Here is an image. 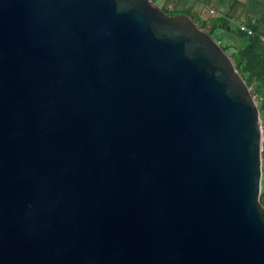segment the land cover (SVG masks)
Listing matches in <instances>:
<instances>
[{"label":"water","instance_id":"obj_1","mask_svg":"<svg viewBox=\"0 0 264 264\" xmlns=\"http://www.w3.org/2000/svg\"><path fill=\"white\" fill-rule=\"evenodd\" d=\"M263 130L186 15L0 0V264H264Z\"/></svg>","mask_w":264,"mask_h":264},{"label":"rangeland","instance_id":"obj_2","mask_svg":"<svg viewBox=\"0 0 264 264\" xmlns=\"http://www.w3.org/2000/svg\"><path fill=\"white\" fill-rule=\"evenodd\" d=\"M160 9L168 15H186L194 22L196 18H200L201 22L208 23L204 31L207 32L215 41L221 43V48L224 46L228 56L232 54L231 50L227 47L224 40L223 33L227 34L222 24H227L230 28V22L225 18L233 14V16H251L262 14L264 12V0H156L155 2ZM209 9H214L216 15L210 17L207 12ZM221 19L222 22L213 23V20ZM197 22V23H201ZM234 25V24H233ZM232 31L235 28L231 26ZM234 32V31H233ZM234 37L232 33L228 34ZM232 59V58H231ZM260 117V116H259ZM260 121L262 118L260 117ZM264 138V130H263ZM259 203L264 207V147L261 151V184Z\"/></svg>","mask_w":264,"mask_h":264},{"label":"crops","instance_id":"obj_3","mask_svg":"<svg viewBox=\"0 0 264 264\" xmlns=\"http://www.w3.org/2000/svg\"><path fill=\"white\" fill-rule=\"evenodd\" d=\"M225 18L231 26L235 25L234 32L231 26L230 30L236 36L230 37L229 33H223L225 44L232 52L229 56L234 55L236 60L241 59L237 63L240 75L248 86L258 106L259 116L264 122V43L260 41V37L264 36V12L251 16L239 15L236 17L231 14ZM239 24L252 28L256 32V37L248 39L243 33H239L237 31ZM233 63L236 64V61H233Z\"/></svg>","mask_w":264,"mask_h":264},{"label":"built area","instance_id":"obj_4","mask_svg":"<svg viewBox=\"0 0 264 264\" xmlns=\"http://www.w3.org/2000/svg\"><path fill=\"white\" fill-rule=\"evenodd\" d=\"M207 14L210 17H214L216 15V12L213 9H209ZM237 31L239 33H243L248 39H254L256 37V32L252 28H249L244 24H239L237 26ZM260 41L264 43V36L260 37Z\"/></svg>","mask_w":264,"mask_h":264},{"label":"trees","instance_id":"obj_5","mask_svg":"<svg viewBox=\"0 0 264 264\" xmlns=\"http://www.w3.org/2000/svg\"><path fill=\"white\" fill-rule=\"evenodd\" d=\"M154 2H156V0H153ZM197 22H201V20H200V18H196V20H195V23L201 28V29H203V30H205L207 27H209L208 26V23H205V22H201V23H197ZM219 22H222V20L221 19H217V20H213V23H219ZM223 25V27H224V30L227 32V33H232L233 34V32H231V30H230V28L228 27V25L227 24H222ZM221 46V45H220ZM222 49L226 52V49L224 48V47H222ZM230 58H232V60L233 61H236V65H237V63H239L240 61H241V59H239V60H236V57L234 56V55H232V56H230ZM240 73V72H239ZM241 74V73H240Z\"/></svg>","mask_w":264,"mask_h":264}]
</instances>
